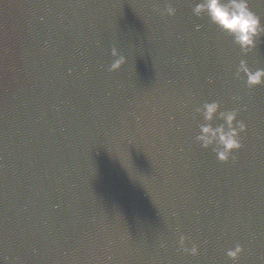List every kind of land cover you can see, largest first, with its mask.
Wrapping results in <instances>:
<instances>
[{
    "label": "water",
    "instance_id": "1",
    "mask_svg": "<svg viewBox=\"0 0 264 264\" xmlns=\"http://www.w3.org/2000/svg\"><path fill=\"white\" fill-rule=\"evenodd\" d=\"M196 2L0 0V264H264V84L235 75L264 33L245 54ZM214 100L247 125L227 162Z\"/></svg>",
    "mask_w": 264,
    "mask_h": 264
},
{
    "label": "clouds",
    "instance_id": "2",
    "mask_svg": "<svg viewBox=\"0 0 264 264\" xmlns=\"http://www.w3.org/2000/svg\"><path fill=\"white\" fill-rule=\"evenodd\" d=\"M175 11L173 4L169 2L162 14L175 15ZM192 11L197 17L207 16L220 32L231 36L233 42L245 54L256 47L257 38L264 33V24L261 23L260 17L250 9L248 0H198ZM111 55L115 59L109 65V71L118 70L126 63L127 58L115 46L111 49ZM242 73L246 76V84L249 88L264 84V68H257L253 71L245 59L239 61L235 75L241 77ZM234 99L239 100V97H234ZM195 111L203 117L204 121L199 125L196 140L203 148L211 147L219 161L227 162L230 158L234 160L236 158L234 150L242 147L240 133L247 128L243 120H237L239 109L221 110L220 102L214 100L205 101ZM217 114L223 123L214 126L212 121ZM186 240V236H180L179 244L183 251L193 256L198 255V246L193 244L189 248L186 246ZM243 251V245L237 243L234 248L227 249L226 255L235 261Z\"/></svg>",
    "mask_w": 264,
    "mask_h": 264
}]
</instances>
